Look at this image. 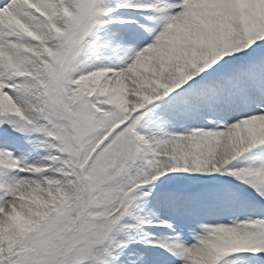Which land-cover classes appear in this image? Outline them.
<instances>
[{"label":"snow or ice","instance_id":"6c2138e0","mask_svg":"<svg viewBox=\"0 0 264 264\" xmlns=\"http://www.w3.org/2000/svg\"><path fill=\"white\" fill-rule=\"evenodd\" d=\"M0 264H264V0H0Z\"/></svg>","mask_w":264,"mask_h":264}]
</instances>
